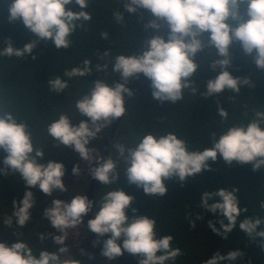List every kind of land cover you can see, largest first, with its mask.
I'll return each instance as SVG.
<instances>
[{"label":"clouds","instance_id":"obj_1","mask_svg":"<svg viewBox=\"0 0 264 264\" xmlns=\"http://www.w3.org/2000/svg\"><path fill=\"white\" fill-rule=\"evenodd\" d=\"M88 2L5 0L9 23L22 22L29 31L42 40L50 41L56 49L70 48L71 35L92 20L91 12L85 10ZM119 3L128 13L147 10L154 19L145 27L159 31L166 26L167 40L161 35H154L146 41L143 51L120 54L114 58L112 71L119 74V81L109 85L97 79L89 92L75 101L78 113L88 117V120L73 125L72 119L61 114L46 127L48 136L56 144L64 149L72 148L84 161H94L90 177L101 185H114L118 181V162L110 156L104 159L98 149L88 145L105 128L127 114L125 94L131 97L134 92L126 85L136 80L139 74L142 73L150 81L154 99L177 103L184 99L185 91L190 90L192 94L200 91L193 80L199 68L195 58L206 46L215 49L211 68L220 70L207 81L201 93L205 98L216 97L226 90L239 95L241 87L250 84L249 78L234 77L227 70L232 62L234 43H239L246 55L255 53L256 67L264 70V0H119ZM70 4L77 5L80 11L68 9L66 6ZM113 15L117 22L123 20V12L119 9ZM205 34H208L207 44L203 39ZM108 35L102 32L101 38L107 39ZM35 47L36 42L33 41L23 48H15L8 39L5 47L0 49V57H23L32 54ZM109 54V51L103 53L104 56ZM95 67L96 71H104L108 65L97 64ZM92 72L91 61L85 59L81 65L66 70L64 76L70 80L89 76ZM47 84L50 92L57 94L69 87L68 80L60 76L48 80ZM217 106L219 115L226 121L228 111L219 103ZM211 141L210 148L190 150L187 142L173 132L159 136L149 132L142 134L134 147L123 144L115 147L124 162L123 172L128 183L142 188L146 195L164 196L168 191L165 180L176 179L185 183L205 170L210 171L209 162H216L218 155L229 165L235 161L241 165L251 163L253 171L264 169V111H256L247 124L232 125L218 136L213 133ZM43 149L34 146L27 122L19 121L10 111H0V150L6 153L2 171L7 174L11 170L13 174H19L27 189L21 200H13L12 215L4 221L7 227H11L13 217L18 228L27 226L31 219L30 210L35 205L34 190L48 197L57 191H68L62 179L66 172L63 162H37V157L44 156ZM72 171L74 175L80 174L78 163ZM239 191L238 188H221L199 193L200 207L219 217L209 220L207 226L225 240L237 227L242 212H247V208L240 207ZM134 199L117 188L107 191L95 202L84 194L73 195L70 201L53 198L44 209L43 216L55 232L41 233L40 239L43 241L50 237L61 246L58 252L42 250L37 257L29 242L16 238L11 245L0 242V264H81L72 257L65 242L69 230L84 225L90 212L92 218L87 220V231L95 233L98 238L108 237L102 241L101 248V255L107 260H115L127 252L138 259V264H169L175 261L181 255V249L173 246L172 235L158 236L154 217L134 215L129 219L127 210ZM94 207L98 210L93 211ZM260 207L264 209V202ZM132 211L135 213L137 210L133 208ZM203 217L197 215L195 218L202 220ZM189 223L193 229L198 227L192 219ZM238 226L252 240L264 238V218L246 217L239 221ZM261 247L264 248V240ZM243 255L240 249L227 254L218 251L202 264H234Z\"/></svg>","mask_w":264,"mask_h":264},{"label":"trees","instance_id":"obj_2","mask_svg":"<svg viewBox=\"0 0 264 264\" xmlns=\"http://www.w3.org/2000/svg\"><path fill=\"white\" fill-rule=\"evenodd\" d=\"M66 7L80 11L75 4ZM118 9L123 12V20L120 22H117L113 15ZM85 10L91 12L92 20L85 22L83 27L77 28L71 35L70 48L56 49L50 41L42 40L29 31L22 22L9 23L5 0H0V49L5 47L8 39H11L15 48H23L26 43L36 42V47L30 55L0 57V111H10L19 121L27 122L34 146L44 148L43 158L37 157L38 163L46 164L54 160L63 162L66 168L62 179L68 186V191L64 193L57 191L52 197H48L34 190L35 205L30 210L31 219L27 226L18 228L13 217L11 227H7L4 221L12 215L13 200H21L27 189L19 174H13L11 170H8L7 174L2 171L6 153L0 150V242L11 245L16 238L23 239L34 248L37 257L42 250L58 252L61 247L50 237L43 241L40 239L41 233L47 235L55 232L43 216L49 201L53 198L64 200L80 193L78 183L86 187L90 185L89 180L83 181L84 178L76 182L67 176L70 168L77 163L79 166L86 164L94 166V161L82 160L72 148L64 149L62 145L56 144L47 134V124L61 114L72 119L73 125L88 120V117L78 113L75 101L87 94L93 81L97 79L104 80L109 85L119 81V74L112 71L114 58L120 54L131 55L143 51L146 48V41L154 35H161L167 40L166 26H162L159 31L145 27L154 19L147 10L128 13L123 11L119 0H89ZM102 32L109 34L107 39L101 38ZM207 38L208 34H205L203 39L206 44ZM105 51H109L110 54L104 56ZM254 56L255 53L246 55L239 43H234L231 51L232 62L227 70L234 77L250 79V84L241 87L239 95L228 90L216 97L205 98L201 95L207 81L220 70L211 68L215 49L210 46H206L195 58L199 68L193 80L200 91L196 94H192L190 90L185 91L184 99L177 103L154 99L150 81L142 73L136 80L126 85L133 90L134 95L129 97L125 94V105L127 99L134 98L143 88L145 89L130 103L111 144L108 156L118 162L120 172L118 181L114 185L99 183L94 202L114 188L132 195L135 199L127 210L129 219L134 215L154 217L157 221L158 236L172 235L173 246L181 249V255L169 264H202L218 251L227 254L236 249H240L244 255L234 264H264V248L261 247L264 238L257 237L252 240L238 226L239 221L246 217L264 218V209L260 207L261 202H264V169L253 171L251 163L241 165L235 161L229 165L218 155L216 162H209L210 171L205 170L185 183L167 179L165 184L168 191L164 196L146 195L142 188L128 183L123 172L124 162L120 159L115 146L123 144L134 147L141 135L149 132L157 136L173 132L187 142L190 150L212 147L213 133L218 136L232 125L247 124L256 111H264V70L256 67ZM85 59L91 61L93 67L91 75L73 77L70 80L64 76L66 70L81 65ZM97 64H107L108 67L104 71H96ZM55 76H60L69 83L68 89L59 94L50 92L47 84V81ZM217 103L228 111L229 117L226 121L219 115ZM112 125L105 128L88 147L98 149L102 155L104 147L110 140ZM221 188L228 190L238 188L240 207L247 208V212H242L237 227L226 240L213 233L207 226L209 220L219 217L205 212L200 207L199 199V193ZM133 208L137 210L135 213L132 211ZM97 210L98 208L94 207V211ZM197 215L204 217L197 220L195 218ZM190 219L198 225L196 229L191 227ZM107 238L97 237L100 249L102 241ZM65 245L68 246V243L65 242ZM123 255L138 264L136 257L127 252Z\"/></svg>","mask_w":264,"mask_h":264},{"label":"flooded vegetation","instance_id":"obj_3","mask_svg":"<svg viewBox=\"0 0 264 264\" xmlns=\"http://www.w3.org/2000/svg\"><path fill=\"white\" fill-rule=\"evenodd\" d=\"M245 19H247V17H245ZM86 165H89V164H86ZM72 178L75 179L76 182H80V180H82L83 178H84L83 181L85 182H88V180L90 181V185L87 187L83 185L82 183H78L79 187L81 188L79 191L80 193L78 194H84L89 198V193H90V188H91V183H92L93 178H91L90 175L80 176L78 178L76 177H72ZM70 199L71 198L68 197L64 200L70 201ZM93 211H94V208H93ZM88 214L89 215L85 217L84 225L78 226V228L76 229L69 230L68 240H66V242L68 243L70 254H72V257L76 260L81 261V264H125L117 260H107V258L101 255L100 245L97 242L98 241L97 235H96V240H95L93 238V232L87 231L86 223H87V220L89 219L88 216L92 218V212Z\"/></svg>","mask_w":264,"mask_h":264},{"label":"water","instance_id":"obj_4","mask_svg":"<svg viewBox=\"0 0 264 264\" xmlns=\"http://www.w3.org/2000/svg\"><path fill=\"white\" fill-rule=\"evenodd\" d=\"M145 87H146V86H145ZM144 89H145V88H143V89H142V90H141V91H140V92H139L134 98H129V99H127V101H126V105H125L126 109L129 107L130 103H131V102H132V101H133V100H134L139 94H141V93L143 92ZM122 119H123V117H120V118L118 119V121L112 125V134H111L110 140H109V142L106 144V146L104 147V149H103V154L101 155V157H103L104 159H106V158L108 157V155H109V151H110V148H111V144H112V142H113V140H114V138H115V135H116V130H117V128H118L119 123L122 121ZM73 167H74V166H73ZM73 167L70 168V170H69L67 176L78 178V177H80V176H88V175H90V168L93 167V166H89V165H82V166H79V167H80V174H79V175H74V174H73V171H72ZM98 186H99V182H98L96 179L93 178L92 183H91L90 193H89V199L92 200V201H94V199H95V191H96V188H97ZM67 201H68V200H67ZM88 215H89V214H88ZM88 218L91 219L90 216H88ZM93 238L96 240V234H95V233H93ZM115 260H117V261H119V262H121V263H125V264H131V263L136 264V263H137L136 261L131 260V259H130L129 257H127L126 255H122V256L118 257L117 259H115Z\"/></svg>","mask_w":264,"mask_h":264}]
</instances>
